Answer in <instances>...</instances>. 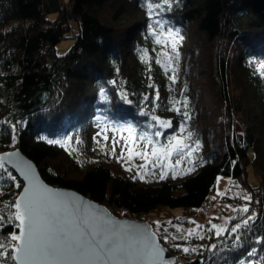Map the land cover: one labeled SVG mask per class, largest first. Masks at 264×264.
I'll return each mask as SVG.
<instances>
[{
	"label": "trees",
	"instance_id": "1",
	"mask_svg": "<svg viewBox=\"0 0 264 264\" xmlns=\"http://www.w3.org/2000/svg\"><path fill=\"white\" fill-rule=\"evenodd\" d=\"M144 4L0 0V155L20 149L48 184L78 191L119 217L149 220L180 255L177 264H264V13L249 0H172L150 18ZM163 36L175 44V81L159 60ZM64 39L74 42L59 56ZM124 124L164 143L181 129L192 133L194 170L148 180L120 162L83 165L65 145L90 127ZM4 167L16 177L0 170V239L8 243L19 222L7 220L15 209L5 205L23 183ZM220 176L228 186L216 195ZM214 196L248 212L239 210L224 234L203 228L187 253L168 246L161 232L167 220L183 225L192 213L205 215Z\"/></svg>",
	"mask_w": 264,
	"mask_h": 264
},
{
	"label": "snow or ice",
	"instance_id": "2",
	"mask_svg": "<svg viewBox=\"0 0 264 264\" xmlns=\"http://www.w3.org/2000/svg\"><path fill=\"white\" fill-rule=\"evenodd\" d=\"M171 3L172 0H163L162 4L156 3L154 0H145L144 6L151 18L156 10L161 9L164 5L170 8ZM157 42L159 43V41ZM168 58L169 60L174 59L172 56ZM172 79L175 81V76ZM121 95L127 100L125 94L122 93ZM156 98H159L158 90ZM128 102L131 103V101ZM143 114L147 115L148 113ZM184 115L188 117L187 112ZM152 119L158 121L161 127H171L169 120H163L158 116H153ZM183 127L182 123L181 128L183 129ZM161 134L159 131L155 133L156 136ZM188 135L191 137L192 133ZM145 138L149 144L152 143L147 133L140 137V139ZM173 139L175 138H169V145H172ZM49 143H57V141H49ZM186 147L188 146L182 145L177 140L174 150L182 153ZM196 147H199L198 142ZM114 150L115 141H113ZM158 152V149L154 150L152 155L157 156ZM171 154V152L164 153L165 158ZM6 155L11 157L15 154L8 153ZM137 155L143 157L147 154L137 153ZM157 158L159 157L157 156ZM179 162L177 160V164ZM4 164L5 157L0 156V170L7 173L8 177L14 181L16 177L7 172ZM17 166L29 179V186L14 202L5 205L6 209H15V211L9 212L7 220L13 223L19 222L15 223L19 233L12 232L7 238L8 243H4L0 239V264H8L9 261L14 262V264H163L164 249L157 242L156 233L150 227L141 225L125 227L116 222L104 220L103 224L110 225V227L104 228L96 223L102 218L95 216V214L83 216L80 219H69L62 215L70 207H74L70 200L65 199L67 194L56 192L35 182L34 176L29 174L31 165L26 162L21 161ZM192 170L194 169H189V171ZM17 187H19L18 184ZM243 198L251 200L250 195H245ZM239 210L248 212V207L245 205ZM4 221V210L0 209V225ZM156 223L158 227L161 226L159 221ZM166 223L172 224V221ZM243 223L246 226L248 220H244ZM212 227L217 229V235H220V232L224 230L219 225ZM240 227V224H236L231 231L235 232ZM180 231H184V229H180ZM186 231L188 236L194 234L193 229ZM164 239H168V237L165 236ZM183 251L187 253L189 249L184 248ZM254 252L255 249L248 255L251 256Z\"/></svg>",
	"mask_w": 264,
	"mask_h": 264
},
{
	"label": "rangeland",
	"instance_id": "3",
	"mask_svg": "<svg viewBox=\"0 0 264 264\" xmlns=\"http://www.w3.org/2000/svg\"><path fill=\"white\" fill-rule=\"evenodd\" d=\"M50 16H54V14H50ZM71 24L73 29L77 30L76 24L74 22ZM161 40L162 47L158 52L159 60L165 68L167 75L172 78L174 74L173 69L176 68L177 61L174 43L164 36ZM73 42V39L62 40L56 46V54L59 56L65 55ZM169 56L174 57V59L169 60ZM174 138L172 145H169V138L165 143L161 138L158 141L151 138L152 143L149 144L147 138L140 139L128 125H98L90 127L83 134H78L72 139L67 140L65 145L77 161L83 165H90L101 159L114 163L120 162L127 172L136 174L143 179L159 180L161 177L179 178L191 172L189 169H192L195 153L194 147L190 143V137L185 130L181 129ZM177 140L182 145L188 146L183 149L182 153L174 150ZM113 141H115L114 151ZM157 149L159 150L157 153L159 158L152 155L153 151ZM166 152H171L172 154L165 158L164 153ZM189 152L191 153L190 155L188 154ZM137 153L147 155L142 157L141 155H137ZM177 160L180 161L179 164H177ZM227 186L228 178L220 176L217 180L214 193L216 195L223 194ZM214 197L215 199H213L212 205L205 215L199 212L192 213L190 214L188 223L183 225L174 219H168L167 221H172V224L166 223L161 231L164 232L163 237H168V239H165V243L168 246L181 249V253H186L183 249L195 246V240L204 234L202 233L203 228L216 234L217 229L212 226L219 225L224 229L220 232V235L229 230L239 209L232 203L221 201V198L218 196ZM193 221L195 223H192ZM180 229H184V231H180ZM187 229H193L194 234L188 236ZM156 231L160 232V230ZM176 255L178 256V262H180V255Z\"/></svg>",
	"mask_w": 264,
	"mask_h": 264
},
{
	"label": "water",
	"instance_id": "4",
	"mask_svg": "<svg viewBox=\"0 0 264 264\" xmlns=\"http://www.w3.org/2000/svg\"><path fill=\"white\" fill-rule=\"evenodd\" d=\"M252 5L259 11L264 13V0H249ZM14 153L15 155L9 157L6 154ZM0 156L5 157V164L8 165L19 177L23 183V188L19 196L24 192L25 188L29 186V179L22 173L20 167L17 164L21 161L26 162L31 165L30 175L34 176L35 182L40 185L47 187L48 189L54 190L59 193L67 194L65 199L70 200L74 207H70L67 212L62 213V215L67 216L69 219H80L83 216H88L90 214H95V216L101 217L102 220L96 221L101 227L107 228L110 225L103 224L104 220H110L116 222L119 225H124L125 227L141 225L150 227L152 231L155 232L153 225L146 220H140L136 218H125L115 215L106 205L101 204L78 191L67 189V188H57L48 184L42 177L37 164L27 157L22 150L15 149L12 151L5 152ZM11 161V162H9ZM18 196V197H19ZM156 233V232H155ZM156 240L159 245L164 249V259L163 264H176L178 262V256L172 253L160 240L158 234L156 233Z\"/></svg>",
	"mask_w": 264,
	"mask_h": 264
},
{
	"label": "built area",
	"instance_id": "5",
	"mask_svg": "<svg viewBox=\"0 0 264 264\" xmlns=\"http://www.w3.org/2000/svg\"><path fill=\"white\" fill-rule=\"evenodd\" d=\"M65 37L66 38H71V37H73V33L72 32H69V33H67V35Z\"/></svg>",
	"mask_w": 264,
	"mask_h": 264
}]
</instances>
